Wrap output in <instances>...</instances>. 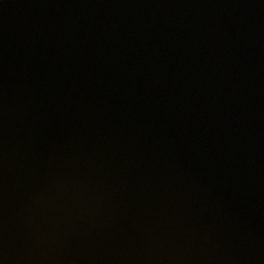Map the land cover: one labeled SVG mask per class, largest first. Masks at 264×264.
Here are the masks:
<instances>
[{
	"label": "water",
	"instance_id": "95a60500",
	"mask_svg": "<svg viewBox=\"0 0 264 264\" xmlns=\"http://www.w3.org/2000/svg\"><path fill=\"white\" fill-rule=\"evenodd\" d=\"M0 264H264V0H0Z\"/></svg>",
	"mask_w": 264,
	"mask_h": 264
}]
</instances>
